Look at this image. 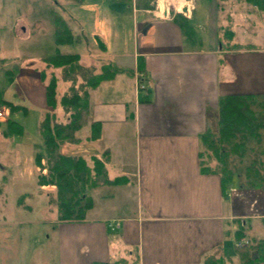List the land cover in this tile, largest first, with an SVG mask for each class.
I'll use <instances>...</instances> for the list:
<instances>
[{
	"label": "crops",
	"instance_id": "0c3cea01",
	"mask_svg": "<svg viewBox=\"0 0 264 264\" xmlns=\"http://www.w3.org/2000/svg\"><path fill=\"white\" fill-rule=\"evenodd\" d=\"M97 1L99 6L108 7L109 12H119L125 8L124 3H130L132 30L136 36L132 65L111 62L132 70L133 74L118 73L112 80L102 81L95 89L88 90L87 122L75 131V142L61 144L60 152L81 156L88 162L92 155L103 157L107 153V177H122L125 182L90 188L86 194L91 197L92 206L80 221L57 220L56 205L48 199V208L52 205L56 214L51 218H35L34 225L43 231L44 228L51 230L46 235L49 240H54L53 234L57 232L60 248L57 264L75 261L82 264H204L209 258L217 261L216 264H227L238 256L235 240L247 239L253 230L259 233L254 243L264 237V212H259L261 203L253 211L244 199H233L232 192L226 194L228 188L223 194L219 175L199 170L200 136L206 131L216 132L221 98L245 94L264 103V11L243 0H174L175 5L168 3L166 14L159 16L152 8L153 0ZM0 3L4 7L0 9V20L14 21L9 26L0 25V53L7 52L2 60L21 61L15 68L18 94L24 101L42 108L44 114L52 111L45 104L44 83L39 72L44 69L46 75L53 73L55 98L60 107L59 112L57 106L53 109L55 121L68 122V114L59 100L71 81L63 79L61 67L46 68L41 61L45 56H37L39 66L33 65L35 60L30 59L29 51L34 50L29 47L21 54H12L17 50L16 44L30 43L36 47L52 44L54 51L62 45L55 44L53 36V16L58 13L49 7L53 4L56 8L57 0H36L35 4L30 0L25 10L31 15L28 18L23 14L25 8L14 13L21 0H0ZM65 4L59 7L65 9ZM182 5L185 13L178 11ZM159 7L162 8L157 0ZM46 23L48 29V24H52L51 43L45 33L38 32L41 28L46 30ZM73 37L72 43L85 41L80 35ZM99 38L94 35L105 50L107 46ZM234 43L241 47L230 48ZM78 54L81 66H93L97 72L95 65L84 63ZM137 59L141 69L137 68ZM137 71L143 73L145 85L140 91L136 87ZM81 81L78 76L77 83ZM59 82L63 83L64 91L57 95ZM1 97L9 100L3 94ZM59 116L62 120H58ZM261 119L264 122V114ZM92 122L99 123V137L95 140L89 138ZM4 129L0 127V134ZM132 129L137 137L126 144L124 134ZM26 134L22 126V133L18 135L24 138L18 141L21 152L39 148L29 159L35 165L32 172L37 179V191L49 187L50 197L55 187L38 183L39 174L46 169L41 171L34 161L36 154L46 153L40 127L37 135ZM110 134L115 139L111 146L101 154L94 153L92 144L101 142L103 148L104 139ZM127 155L131 156L130 161ZM19 196H12L15 198L9 206L10 212L21 209L17 207ZM92 213L94 219L87 221ZM77 222L94 228L85 227V233L73 234L70 226ZM239 232L241 236L236 238ZM248 245H251L249 240L240 247Z\"/></svg>",
	"mask_w": 264,
	"mask_h": 264
},
{
	"label": "trees",
	"instance_id": "16d2710c",
	"mask_svg": "<svg viewBox=\"0 0 264 264\" xmlns=\"http://www.w3.org/2000/svg\"><path fill=\"white\" fill-rule=\"evenodd\" d=\"M80 3L83 0H72ZM264 11V0H243ZM181 24V23H180ZM182 26V24H181ZM53 36L55 44H69L74 41L72 33L66 28L60 16H53ZM232 34V32H231ZM231 37V35H230ZM239 44H231L230 48H240ZM77 52L54 54L41 58L46 68L61 67L62 77L70 80L68 91L64 93L59 104L66 114L68 122L55 121L53 109L57 106L56 77L53 73L46 75L44 69L40 70V79L44 83L45 104L52 111L46 112L40 123V133L43 137L44 154H36L35 164L45 173H40V185H52L56 191L50 195L49 201L56 205L57 220L80 221L84 218L86 210L91 208L92 199L86 190L103 184H118L125 182L122 177L109 179L107 177L105 162L107 157L92 155L90 162L81 156H71L60 152L63 142H75L74 133L81 128L89 116V89H95L100 82L112 80L116 74L132 75L133 71L119 66L114 62L102 64L95 72L93 66H81ZM141 62L137 59V68L141 69ZM78 76L81 82L77 83ZM142 98L139 97V101ZM0 105L8 108L9 112L26 108L5 100L0 94ZM219 119L216 132L206 131L200 136L201 148L199 150V170L204 173H216L220 177L221 191L225 190L231 182L230 158L238 157L246 162L244 166V183L247 188L264 187V122L260 118L264 114V103L251 95H227L219 100ZM1 127V122H0ZM22 126L16 121L7 119L4 136L21 134ZM99 137V123H91L90 139ZM210 158L215 161L211 165ZM44 160V163L42 162ZM241 186V185H240ZM241 233L236 235L240 238ZM236 254L240 264H264V237L256 243L246 247H236ZM210 258L204 264H216Z\"/></svg>",
	"mask_w": 264,
	"mask_h": 264
},
{
	"label": "rangeland",
	"instance_id": "374dc122",
	"mask_svg": "<svg viewBox=\"0 0 264 264\" xmlns=\"http://www.w3.org/2000/svg\"><path fill=\"white\" fill-rule=\"evenodd\" d=\"M33 1L35 4L36 0ZM95 1L96 0H83L81 3L72 1L71 4L70 0H57L59 5H57L56 8L53 4L49 5L50 9L57 11L58 14L56 15H60L66 28L73 35H80L81 38L85 40L81 41L79 44H62L58 46V49L56 50H59L61 53H80L83 57V62L95 65L97 71H99L100 64L109 63L111 61H117L119 64L127 66L132 65V55L136 36H134L132 30L133 18L130 3H124L123 5H125V8H121L119 12L117 10H111L109 12V10L106 9L108 7L104 4L99 6V1ZM29 2L30 0H21V4L16 7V10L13 9L14 13L16 14L21 9L23 10L25 8L23 14H25L27 18L31 16L30 13L27 12L26 14L25 12V10L27 11ZM64 4L65 9L59 7ZM69 5L70 7H68ZM1 8L4 7L0 3V9ZM152 8H156L154 0ZM6 21L7 20H0V25L8 24L9 26L14 22L12 19H9L7 21L8 23ZM45 26L46 30H42L41 28L38 32L41 34L45 33L46 39H49L51 43L53 39L51 30L52 24H48L49 29L47 23ZM94 35H97L98 38L100 37L106 44L107 47L105 50L98 45L97 40L94 39ZM30 40L31 39H29V41ZM28 47L31 50H34L29 52L32 54L30 59L33 61L35 60L33 63L35 66H39L38 63L40 62L39 57L37 56H50L54 54L55 49L52 44L50 47L49 45H40L39 47H36L30 43L26 45H23L22 43L16 44L15 49L17 50L12 54H21L24 52V49H27ZM3 55L6 56L7 52L0 53V94H3L13 102L15 101L16 104L26 106L28 112L26 111V113H23L21 110H18L10 113L8 108L0 105V107L3 106L2 108L4 112L3 116L0 117L1 128L5 127L7 119H11L25 127L27 132L26 135H37L45 111L37 105L32 104L30 101H24L20 97L18 94L19 83H17V79H15V68H17L21 61L20 59L10 60L7 58L2 60L1 58H3ZM9 72L14 73L15 75L9 74ZM63 91V83L59 82L57 95H60ZM59 108L60 107L57 106L58 112ZM58 120H62V117L59 116ZM135 134L136 133L133 129L131 132H126L124 134V141H126V144H128L127 141H134V137H137ZM18 135L19 134H13L10 138H5L0 134V264H57L60 259L57 232L56 234L55 232L53 234L54 240H49L46 235L48 233L51 234V230L48 231L44 228L45 230L43 231V229L41 230L34 225L35 218H51L56 214V210L52 209V205L49 206V208L47 206L49 203H47V200L49 199L48 193H50L49 189L51 188L45 187L41 192L39 190L37 191V179L32 172L33 168H35L34 162L30 160L33 158L32 152H36L39 148H27L22 153L21 145L18 141L20 139L24 140V138H21ZM114 140L115 139H112L111 134L107 135L104 139L105 143L103 148H101V142H97L92 144L91 150L96 154H101L103 150L107 149L108 146L114 142ZM43 149H45V146H43ZM127 156V161H130L132 159L131 156ZM229 160V169L232 174V179L228 185V192L234 190L232 192L234 196L233 199H244L248 202L249 208L253 211H257V208H259L261 203V209L259 212L263 213L264 187H245V160L242 161V159L238 157H232ZM210 163L211 165L215 164L213 158H210ZM97 189L99 188H95L96 191ZM13 191L15 193H13ZM86 193H89V189L86 190ZM13 195H20L17 207H21V209H18L17 212V208L13 212H10L9 210V206L12 205L13 199L15 198L12 197ZM93 219V213L88 215L87 221ZM254 225L255 222L251 225L253 229ZM247 226L248 225L246 224V227ZM70 227L72 233L76 235L85 233V227L88 229L94 228L93 226L83 224L82 222L73 223ZM258 236L259 233L253 230L246 237L249 242L253 244L255 238ZM94 242L99 245V241L94 240ZM61 253L63 254L62 249ZM238 261L239 257L235 256L233 260L227 264H239ZM74 264L82 263L75 261Z\"/></svg>",
	"mask_w": 264,
	"mask_h": 264
},
{
	"label": "built area",
	"instance_id": "2783aa9c",
	"mask_svg": "<svg viewBox=\"0 0 264 264\" xmlns=\"http://www.w3.org/2000/svg\"><path fill=\"white\" fill-rule=\"evenodd\" d=\"M155 10H156V12H157V14H158L159 16L162 15V9H161V8H158V9H157V6H156V9H155ZM142 77H143V73L140 72V71H137V72H136V79H137V86H136V87H137V90H138V91L143 90V89L145 88V86H144V84H143V82H142ZM3 114H4L3 109L0 108V117H2ZM234 244H235V246L240 247V246H242V245L248 244V240H246V239H241V240L235 241Z\"/></svg>",
	"mask_w": 264,
	"mask_h": 264
},
{
	"label": "bare ground",
	"instance_id": "6f19581e",
	"mask_svg": "<svg viewBox=\"0 0 264 264\" xmlns=\"http://www.w3.org/2000/svg\"><path fill=\"white\" fill-rule=\"evenodd\" d=\"M160 3H161V6H162V9L164 10L166 7H168V3L169 5H171L172 7L175 5V1L174 0H166L164 2V0H160ZM185 6V5H182V7ZM178 10H181L180 8H178Z\"/></svg>",
	"mask_w": 264,
	"mask_h": 264
},
{
	"label": "water",
	"instance_id": "95a60500",
	"mask_svg": "<svg viewBox=\"0 0 264 264\" xmlns=\"http://www.w3.org/2000/svg\"><path fill=\"white\" fill-rule=\"evenodd\" d=\"M166 0H164L165 2ZM183 11H185V8H182ZM166 13V8L163 10V14Z\"/></svg>",
	"mask_w": 264,
	"mask_h": 264
}]
</instances>
